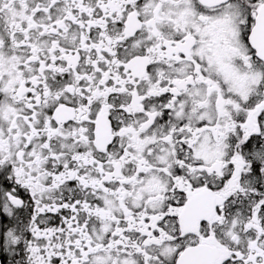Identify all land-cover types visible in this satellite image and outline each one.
<instances>
[{
	"label": "snow or ice",
	"instance_id": "1",
	"mask_svg": "<svg viewBox=\"0 0 264 264\" xmlns=\"http://www.w3.org/2000/svg\"><path fill=\"white\" fill-rule=\"evenodd\" d=\"M0 264H264V0H0Z\"/></svg>",
	"mask_w": 264,
	"mask_h": 264
}]
</instances>
